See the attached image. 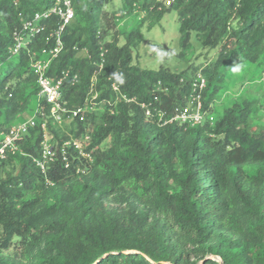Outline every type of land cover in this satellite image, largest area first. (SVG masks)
Wrapping results in <instances>:
<instances>
[{
  "label": "trees",
  "instance_id": "1",
  "mask_svg": "<svg viewBox=\"0 0 264 264\" xmlns=\"http://www.w3.org/2000/svg\"><path fill=\"white\" fill-rule=\"evenodd\" d=\"M54 1L0 0V132L38 96L32 64L52 47L58 20L37 25L15 55L13 32ZM110 1L72 0L63 49L47 70L50 77L69 72L64 108L92 111L57 126L37 99L45 118L36 122H46L51 142L87 134L92 163L74 158L72 165L86 168L76 174L59 159L43 174L34 162L40 126L16 141L14 154L0 160V264H264V126L253 123L264 103L237 100L199 125L165 123L188 106L197 75L206 113L226 72L245 64L264 72V0H171L168 7L120 0L111 20L143 14L130 32L113 29ZM170 10L216 50L214 63L179 73L132 65L142 24L151 28ZM15 245L20 252L11 255Z\"/></svg>",
  "mask_w": 264,
  "mask_h": 264
},
{
  "label": "built area",
  "instance_id": "2",
  "mask_svg": "<svg viewBox=\"0 0 264 264\" xmlns=\"http://www.w3.org/2000/svg\"><path fill=\"white\" fill-rule=\"evenodd\" d=\"M166 6H170L171 0H157ZM50 17H56L58 22L56 28L51 33L52 47L43 49L36 54L37 60L32 64L36 74V88L38 95L43 97L46 105L49 106L48 118L51 119L53 125H62L64 122H69L74 118L79 121H84L83 114L87 111H92V106L82 107L73 111H68L62 106L63 103V87L69 78V72L63 71L56 77L47 75V70L52 60H54L63 49L62 34L65 28L73 20L74 10L72 0H55L53 5L40 13H35L30 20L22 24L21 29L13 32L14 48L12 49L15 55L21 47L28 44L36 33L40 30L35 28L40 23L46 21ZM75 78V77H74ZM205 87V80L201 75H197L192 83L193 93L190 95V103L182 108L173 117L168 118L165 123L179 122L188 123L191 126L202 124L204 121L205 112L202 111L201 91ZM111 89L115 93H119V88L116 84L111 85ZM96 98V95L93 99ZM123 101H128L124 95H120ZM149 112H146V116ZM162 115V114H160ZM36 118H45V115L40 111H36V115L30 119L23 121L17 125L11 126L8 131L0 132V160L7 159L9 154H14L17 150L16 141L28 133L29 129H34L40 126L43 132V139L40 144V155L34 160L36 166L43 174H46L52 167L55 161L59 160L64 169L68 170L73 167L75 173H84L86 168L80 167L78 164L72 165V160L76 161L84 159L86 163H92L91 152L86 148L89 144V136L81 135L78 139H70L58 145L51 142V137L47 131L46 122L37 124Z\"/></svg>",
  "mask_w": 264,
  "mask_h": 264
},
{
  "label": "rangeland",
  "instance_id": "3",
  "mask_svg": "<svg viewBox=\"0 0 264 264\" xmlns=\"http://www.w3.org/2000/svg\"><path fill=\"white\" fill-rule=\"evenodd\" d=\"M120 6V0H111L105 10L109 12L108 17L114 30L130 32L140 24L143 14L111 20L110 12L118 10ZM141 34V43L133 52L132 65L142 70L158 71L165 68L173 73L189 72L194 66L214 63L217 57L216 50L206 49L194 32H189L179 25L174 10L165 13L160 22L151 28H148V21H145L141 26ZM122 44L123 39L119 37V45ZM181 52L183 57L179 56ZM1 76L0 68V78ZM248 98L264 103V72L253 64L237 66L224 74L222 91L212 103V111L205 113L204 120L213 121L235 101ZM37 99V95L31 97L27 110L12 123V126L36 115ZM253 120L256 126H264L263 113L257 114ZM19 252L20 247L15 245L10 254L16 255Z\"/></svg>",
  "mask_w": 264,
  "mask_h": 264
},
{
  "label": "clouds",
  "instance_id": "4",
  "mask_svg": "<svg viewBox=\"0 0 264 264\" xmlns=\"http://www.w3.org/2000/svg\"><path fill=\"white\" fill-rule=\"evenodd\" d=\"M165 6H166V5H165ZM167 7H168V6H167ZM38 13H40V12H38ZM38 97H41V96L38 95ZM42 98H43V97H42ZM43 99H44V98H43ZM36 107H37V106H36ZM37 110H39L38 107H37ZM46 117H48V115H47ZM36 120H37V118H36ZM69 122H70V121H69ZM64 123H68V122H64ZM62 124H63V123H62ZM57 126H58V125H57ZM60 126H61V125H60ZM47 131H48V130H47ZM48 134H49V132H48ZM49 135H50V134H49ZM50 137H51V135H50Z\"/></svg>",
  "mask_w": 264,
  "mask_h": 264
},
{
  "label": "crops",
  "instance_id": "5",
  "mask_svg": "<svg viewBox=\"0 0 264 264\" xmlns=\"http://www.w3.org/2000/svg\"><path fill=\"white\" fill-rule=\"evenodd\" d=\"M18 120V119H17ZM17 120H15L13 123H15Z\"/></svg>",
  "mask_w": 264,
  "mask_h": 264
}]
</instances>
